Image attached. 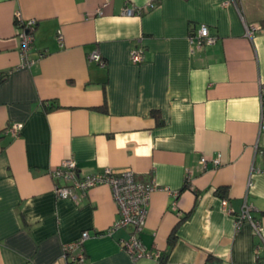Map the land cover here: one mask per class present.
<instances>
[{"label": "crops", "instance_id": "1", "mask_svg": "<svg viewBox=\"0 0 264 264\" xmlns=\"http://www.w3.org/2000/svg\"><path fill=\"white\" fill-rule=\"evenodd\" d=\"M227 1L0 0V264H68L64 246L83 231L79 264H158L131 262L119 244L129 228L109 231L108 185L56 195L70 181L51 172L67 159L79 177L133 170L157 187L139 237L161 254L177 227L166 264H264V235L235 224L247 205L264 226V0ZM16 12L35 21L30 64ZM202 25L215 43L190 42Z\"/></svg>", "mask_w": 264, "mask_h": 264}, {"label": "built area", "instance_id": "2", "mask_svg": "<svg viewBox=\"0 0 264 264\" xmlns=\"http://www.w3.org/2000/svg\"><path fill=\"white\" fill-rule=\"evenodd\" d=\"M109 0H106V2ZM246 0H228L223 5L234 3L238 7ZM149 8H153L154 4H148ZM140 8H127L124 11L125 15H133L140 13ZM100 14V9L97 10ZM15 19L22 29L17 34L19 38V52L23 58L24 64L32 63V60L28 57V54L32 48L33 36L32 31L35 26L34 20H23L19 12L15 13ZM260 29L257 22H253L246 25V34L250 37L254 32ZM57 41L62 43V34L59 31L57 33ZM216 37L213 36L209 29L202 25L196 32L191 34L190 42L197 44L198 46L211 45L215 43ZM30 59V60H29ZM89 59L94 60L101 66H105V61L99 54L94 51L89 55ZM130 59L133 63H140L143 60V49L133 48L130 51ZM264 121V120H262ZM14 127V126H13ZM19 126H17L18 128ZM264 128V124H262ZM8 129V127L6 128ZM13 130V129H12ZM15 133V132H14ZM201 164L205 165V159H201ZM76 163L72 159H67L62 164L51 172V175L55 178L62 177L66 181H70L68 186L57 185L55 193L58 197L66 198L72 197L74 190H87L91 187L105 184L111 188L113 199L117 205L118 218L114 221L109 231L116 230L118 228H129L130 235L126 239H120L119 244L128 253L131 262H135L141 258H154L158 261L160 252H150L146 250L139 234L143 229L145 219L147 217L150 194L157 188L153 184H143L135 180L133 170H125L119 174H114L110 168H105L101 172L85 175L79 177L76 173ZM223 207L226 206V201L222 202ZM226 208V207H225ZM229 214H233L232 210L226 209ZM250 207L244 205L239 212L237 220L235 221L236 227L239 228L244 220H248L252 226L254 235L262 238L264 235V226L260 221L253 219L250 216ZM90 237L88 231H83L78 240L70 242L64 246V255L68 257L74 264L82 263L85 260L83 252V242Z\"/></svg>", "mask_w": 264, "mask_h": 264}, {"label": "trees", "instance_id": "3", "mask_svg": "<svg viewBox=\"0 0 264 264\" xmlns=\"http://www.w3.org/2000/svg\"><path fill=\"white\" fill-rule=\"evenodd\" d=\"M2 76H3V75L0 74V79L2 78ZM58 107H59V105L56 104V101H53V102H51L50 104H46V105H45V110H46L47 112H49V111H51V110L57 109ZM97 109L100 110V111H106V103H104L101 107H99V108H97ZM151 116L155 119L156 124H162V120H161V116H160V114H159V111H157V110H152V111H151ZM226 189H227V188H225V187L218 188V189L216 190V194H217L219 197L225 199ZM187 217H188V216H187ZM187 217H184V218H187ZM184 218L181 219L180 222H182V220H184ZM180 222H179V224H180ZM179 224H178V225H179ZM176 231H177V227H175V228L173 229L172 233L170 234L169 239H168V250L165 251L164 253H161V254H160V257H159V259H158V264H166V263H167L168 255H169L171 249L173 248V246L175 245V242H176ZM67 263H68V264H74L70 259L68 260Z\"/></svg>", "mask_w": 264, "mask_h": 264}]
</instances>
